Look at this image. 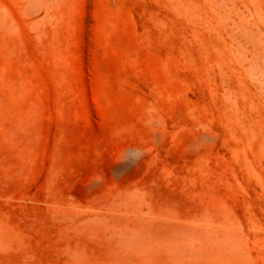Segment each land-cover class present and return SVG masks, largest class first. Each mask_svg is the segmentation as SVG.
Masks as SVG:
<instances>
[{"label": "rangeland", "instance_id": "1", "mask_svg": "<svg viewBox=\"0 0 264 264\" xmlns=\"http://www.w3.org/2000/svg\"><path fill=\"white\" fill-rule=\"evenodd\" d=\"M0 264H264V0H0Z\"/></svg>", "mask_w": 264, "mask_h": 264}]
</instances>
